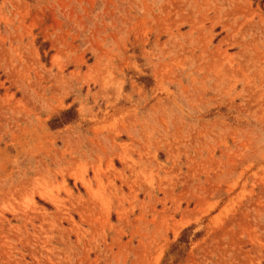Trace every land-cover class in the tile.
Returning a JSON list of instances; mask_svg holds the SVG:
<instances>
[{"label": "rangeland", "instance_id": "374dc122", "mask_svg": "<svg viewBox=\"0 0 264 264\" xmlns=\"http://www.w3.org/2000/svg\"><path fill=\"white\" fill-rule=\"evenodd\" d=\"M0 264H264V0H0Z\"/></svg>", "mask_w": 264, "mask_h": 264}]
</instances>
